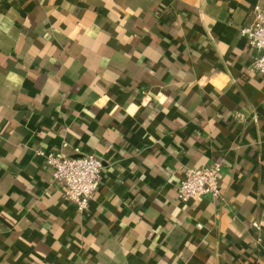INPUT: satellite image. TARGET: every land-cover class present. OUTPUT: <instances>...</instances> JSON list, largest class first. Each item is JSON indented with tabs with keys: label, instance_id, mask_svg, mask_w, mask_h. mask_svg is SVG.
Segmentation results:
<instances>
[{
	"label": "crops",
	"instance_id": "crops-1",
	"mask_svg": "<svg viewBox=\"0 0 264 264\" xmlns=\"http://www.w3.org/2000/svg\"><path fill=\"white\" fill-rule=\"evenodd\" d=\"M255 5L2 1L0 264H264ZM75 149L103 160L85 212L46 161ZM215 162L220 196L181 200L187 168Z\"/></svg>",
	"mask_w": 264,
	"mask_h": 264
},
{
	"label": "built area",
	"instance_id": "built-area-1",
	"mask_svg": "<svg viewBox=\"0 0 264 264\" xmlns=\"http://www.w3.org/2000/svg\"><path fill=\"white\" fill-rule=\"evenodd\" d=\"M218 1V0H216ZM240 35L247 39L256 51L252 70L264 73V7L255 5L252 20L240 28ZM68 155L62 151L46 155V161L53 167V182L62 190L63 197L74 203L81 212L87 211L90 201L100 187L103 160L95 153ZM39 155H44L42 151ZM223 164L219 162L205 166L187 168L184 178L178 184L181 200L197 196H220V179ZM254 227L261 229L264 221H254Z\"/></svg>",
	"mask_w": 264,
	"mask_h": 264
},
{
	"label": "trees",
	"instance_id": "trees-1",
	"mask_svg": "<svg viewBox=\"0 0 264 264\" xmlns=\"http://www.w3.org/2000/svg\"><path fill=\"white\" fill-rule=\"evenodd\" d=\"M3 0H0V4L2 3Z\"/></svg>",
	"mask_w": 264,
	"mask_h": 264
}]
</instances>
